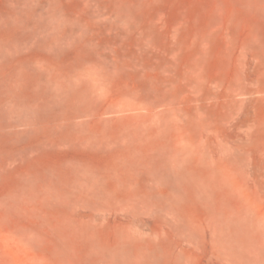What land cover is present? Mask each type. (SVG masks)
I'll return each mask as SVG.
<instances>
[{"label": "rangeland", "instance_id": "rangeland-1", "mask_svg": "<svg viewBox=\"0 0 264 264\" xmlns=\"http://www.w3.org/2000/svg\"><path fill=\"white\" fill-rule=\"evenodd\" d=\"M0 264H264V0H0Z\"/></svg>", "mask_w": 264, "mask_h": 264}]
</instances>
